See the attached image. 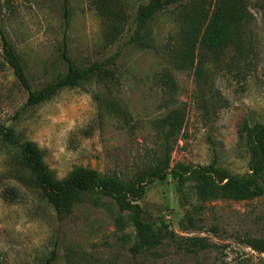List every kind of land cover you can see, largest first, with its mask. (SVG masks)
I'll list each match as a JSON object with an SVG mask.
<instances>
[{
  "label": "rangeland",
  "instance_id": "obj_1",
  "mask_svg": "<svg viewBox=\"0 0 264 264\" xmlns=\"http://www.w3.org/2000/svg\"><path fill=\"white\" fill-rule=\"evenodd\" d=\"M2 1V29L33 89L65 72L64 35L78 65L120 51L116 79L89 78L30 107L12 70L0 69V123L36 142L57 178L77 166L133 176L160 154L156 121L171 109L184 114L171 142L172 165L215 160L230 174L249 172L242 125L264 122V0H244L243 50L230 45L217 59L188 43L215 0H185L158 11L145 28L150 47L128 42L137 8L149 0H68L67 18L64 0ZM17 153L0 138L1 264H45L52 254L53 264H264V252L248 244L264 240V194L212 200L195 210L200 202L191 186L182 193L170 175L154 180L138 203L146 220L164 221L176 237L133 255L134 228L129 222L118 228L120 211L111 197L84 193L59 218ZM121 214L127 221L128 212ZM180 237H200L207 246L193 255Z\"/></svg>",
  "mask_w": 264,
  "mask_h": 264
},
{
  "label": "trees",
  "instance_id": "obj_2",
  "mask_svg": "<svg viewBox=\"0 0 264 264\" xmlns=\"http://www.w3.org/2000/svg\"><path fill=\"white\" fill-rule=\"evenodd\" d=\"M68 0H64V17H68ZM185 0H149L138 6L134 16L135 29L128 42H135L142 47H150L145 28L148 21L163 8ZM3 1L0 0V39L2 60L0 69L8 66L19 84L26 90L25 107L36 106L53 98L64 88L80 86L89 78L99 80L116 79V61L120 51L86 65H78L70 55L65 35L62 39L60 55L66 64L64 73H58L42 87L33 89L19 55L6 37L2 26ZM244 0H215V5L207 19L198 23L188 43L194 51L196 44L214 58L220 57L223 49L234 46L236 51L243 50L241 30L246 19ZM190 50V48H189ZM187 54V53H186ZM237 57V56H236ZM191 58L192 54H191ZM165 78V82L168 81ZM184 120V114L178 109H171L156 121L161 130L162 145L160 154H155L152 162L144 165L136 173L123 179L116 174H101L94 168L77 166L64 177L57 178L43 158L36 142L21 138L13 128L0 123V138L18 149L17 163L30 174L34 186L44 199L53 207L61 218L79 201L82 194L94 192L111 197L120 213L116 218L119 229L127 222L134 228V242L130 248L133 255L162 244L165 240L176 237L164 221H151L144 218V209L138 203L144 197L145 187L154 180H163L167 175L175 179L177 190L184 192L191 186L196 199L203 203L229 199L247 200L264 194V122L242 125V133L249 152V172L246 175L230 174L217 166L215 160L207 165H194L177 162L171 164V142L177 140ZM128 212L125 220L121 212ZM180 243L188 253L196 255L199 248L207 244L200 237H180ZM249 246L264 252V240L251 239ZM55 255L46 259L45 264H53ZM1 264V262H0Z\"/></svg>",
  "mask_w": 264,
  "mask_h": 264
}]
</instances>
